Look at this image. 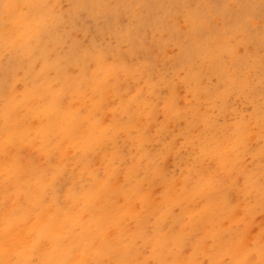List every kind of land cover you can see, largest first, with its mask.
Listing matches in <instances>:
<instances>
[{
    "label": "clouds",
    "instance_id": "1",
    "mask_svg": "<svg viewBox=\"0 0 264 264\" xmlns=\"http://www.w3.org/2000/svg\"><path fill=\"white\" fill-rule=\"evenodd\" d=\"M0 264H264V0H0Z\"/></svg>",
    "mask_w": 264,
    "mask_h": 264
}]
</instances>
